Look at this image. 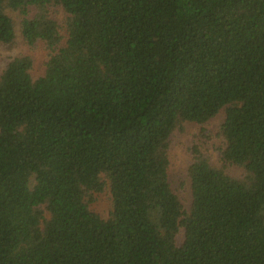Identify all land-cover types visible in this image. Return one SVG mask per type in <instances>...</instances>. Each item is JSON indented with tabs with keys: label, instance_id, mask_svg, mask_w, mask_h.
I'll return each instance as SVG.
<instances>
[{
	"label": "trees",
	"instance_id": "16d2710c",
	"mask_svg": "<svg viewBox=\"0 0 264 264\" xmlns=\"http://www.w3.org/2000/svg\"><path fill=\"white\" fill-rule=\"evenodd\" d=\"M0 264H264V0H0Z\"/></svg>",
	"mask_w": 264,
	"mask_h": 264
},
{
	"label": "rangeland",
	"instance_id": "374dc122",
	"mask_svg": "<svg viewBox=\"0 0 264 264\" xmlns=\"http://www.w3.org/2000/svg\"><path fill=\"white\" fill-rule=\"evenodd\" d=\"M217 123L213 121L203 131L198 127L189 126L185 135H175L172 139L173 146L170 155L172 185L185 200H189V187L185 173V168L188 163L187 147L191 142L204 143L213 147L218 143V139L215 137ZM214 154L216 155L218 152L215 151Z\"/></svg>",
	"mask_w": 264,
	"mask_h": 264
}]
</instances>
